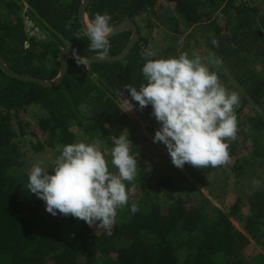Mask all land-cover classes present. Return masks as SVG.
Segmentation results:
<instances>
[{
	"label": "trees",
	"instance_id": "obj_1",
	"mask_svg": "<svg viewBox=\"0 0 264 264\" xmlns=\"http://www.w3.org/2000/svg\"><path fill=\"white\" fill-rule=\"evenodd\" d=\"M81 1L0 0V58L5 65L18 74L49 81L58 74L62 49L73 47L98 55L88 47L78 20ZM165 2L172 11L161 0H91L86 12L90 22L96 13L106 12L112 17V27L125 18L136 24L139 40L122 61L81 65L68 60L64 79L51 88L12 79L0 69V264H264V182L260 174V183L238 196L225 212L203 197L192 201L177 193L183 174L176 179L173 173L160 172L152 178L145 173V163L137 161L135 179L125 181L126 187L135 186V192L126 206L117 208L110 230L98 228V221L89 226L71 215L53 217L46 212L44 201L28 190L30 171L22 136L29 134L35 141L30 144L36 153L48 148L57 156L64 145L78 141L113 148L112 140L124 132L121 127L126 117L117 93L121 91V99H131L124 86L138 88L145 83L141 53L153 51L137 18L146 22V29L152 27L150 19L171 26L169 30L177 34L173 49L179 46L181 51L188 49V40L180 46V34L201 29V36H209L213 58L222 61L236 93L241 94L242 104L235 112L237 128L246 135L243 141L248 139L252 151L244 142L239 149V144L228 139V164L196 168L185 163L181 168L185 175L198 180L218 168L241 179L254 168L264 170V163L255 160L264 156V137L256 133L264 126L263 119L256 121L253 115L239 113L242 107L257 106L264 115V10L242 0ZM24 6L28 22L21 15ZM130 37V32H124L109 38V56L118 55ZM220 78L227 81L224 75ZM31 107L43 114L32 127L19 120ZM134 109L146 121L155 120L150 105ZM163 148L165 154L157 155L160 161L170 158ZM237 152L240 156L235 160ZM133 203L139 209L135 213L130 210Z\"/></svg>",
	"mask_w": 264,
	"mask_h": 264
},
{
	"label": "clouds",
	"instance_id": "obj_2",
	"mask_svg": "<svg viewBox=\"0 0 264 264\" xmlns=\"http://www.w3.org/2000/svg\"><path fill=\"white\" fill-rule=\"evenodd\" d=\"M112 17L96 13L83 29L88 47L99 57L110 54L109 36L113 31ZM217 45V41H212ZM145 63L141 68L145 83L135 87L125 85L131 99H121L124 112L134 107L151 106V115L159 123L153 143L166 146L171 163L183 168L185 163L196 168H216L230 162L228 139L234 140L238 131L235 107L239 103L236 92H229L220 83L216 72L202 63L199 56L189 58L187 53L178 58L148 59L156 56L152 50L141 53ZM78 64L85 58L76 56ZM219 58L209 64L219 65ZM132 101L137 102L136 105ZM128 135H120L111 149V165L99 149L98 142L69 143L62 147L47 168L34 164L28 174L27 187L31 194L45 203L46 212L53 217L71 215L89 226L110 230L115 222L116 210L126 206L135 186L126 187L137 175V160L130 153ZM49 169L52 170L51 174ZM259 181L253 180V185ZM132 213L138 206L133 203Z\"/></svg>",
	"mask_w": 264,
	"mask_h": 264
},
{
	"label": "rangeland",
	"instance_id": "obj_3",
	"mask_svg": "<svg viewBox=\"0 0 264 264\" xmlns=\"http://www.w3.org/2000/svg\"><path fill=\"white\" fill-rule=\"evenodd\" d=\"M243 1L248 2L250 3V5L257 7L260 12L264 10V0H242V2ZM236 3H238L237 0ZM161 4H163L164 8H167L169 9V11H172V6L170 4H167L165 0H161ZM26 11L27 6H24L21 14L24 22H28L26 17ZM160 13H163L162 15L166 16L163 11ZM150 20L152 22V27L150 29H146V22L140 18L136 19L137 23L142 28V35H148V38L150 39L151 44L153 46V51L156 53L155 57L157 59L170 57L178 58L179 55L183 53H187L189 58L199 56L202 60V63L206 64L211 71L216 72L218 79L223 87H225L229 92H236V88L234 87V81L227 75V72L223 68V66L221 64H209V60L213 58V56L208 47L207 39L209 36L207 34L205 36H201V29L196 32H190L191 30L189 29L187 32L180 34L182 36L180 38V46L182 45V43L188 40V49H186V51H184V49L181 51V47L179 46L176 49H173V46L176 44L174 36L176 37L177 34L175 35L173 31L171 32L169 30L171 26L167 24H161V20ZM87 23H89V21H87ZM261 68V66H256L257 71H262ZM85 70H87V68ZM221 75H224L227 81L220 78ZM237 94L239 96V100L241 101V94ZM240 101L238 105L242 104ZM238 105L234 109L235 112L239 108ZM120 106L124 112L123 104L120 103ZM251 108L252 109L249 110L247 107H242L241 111H239L240 115H253L256 121L263 119L262 122L264 124V115L262 111L257 106H251ZM42 115V111L39 108L31 107L19 115V120L22 124L29 125L30 127H32L36 125L37 120ZM124 115L126 119H124V126L121 127V129L124 131L121 135H128V138L131 142V144L129 145L130 153L136 157V160L138 162L145 163V173L152 178L156 177L160 172H164L167 174L173 173L172 175H174L176 179H178L179 173L183 174L184 179L181 182L177 183L176 192L180 193L184 197H190L192 201L200 200L203 197L205 200H207L214 206L226 212L231 205H234L235 200L238 196H241L244 192L247 193L249 189L254 188L253 180L257 181L259 174L264 182V170L262 171L259 168H254V170L248 172L241 179H239V177L235 178L233 174L229 175L225 172H222V170L218 168L211 172L209 175L206 174L205 176L200 177L198 180L193 179L191 176L185 175L181 168L175 167L171 163V160L168 156L165 158L166 160L164 161H160L159 157H157L159 152L161 154H165V151L161 143H153V136L155 134V131L160 126L156 120L146 121L143 117H141V115H139V113L135 111V109L130 112H124ZM18 126L19 125L17 124V122H15V130H17ZM259 128L260 131H256V133L259 136L261 135L264 137V126L262 127L260 125ZM241 135V129L238 128L236 138L232 140L233 142L239 144V149L243 148V140L244 138H246V135ZM20 140L27 144V147H24L25 164L27 171H30L31 167L37 163H42V166L44 167L53 164L54 159L56 157L54 151L46 148L44 151L36 153L34 150H32L30 141L34 140L29 136V134L25 135L24 137L22 136ZM114 140L115 138L112 141L114 142ZM244 145L248 149L250 148L249 150L252 151L248 139L244 142ZM132 147L134 148V150ZM261 147H263V143ZM99 149L104 154L105 159L108 161L109 170L114 173L115 168L110 163L112 147L104 146ZM238 153L239 152H237V155L235 156L236 158L234 157L235 160L240 156V153L239 156ZM234 158L232 159V161H234ZM255 160L264 163V156H256ZM259 162H257V164H259ZM239 180H242V183H239ZM234 225L239 230H241L240 225L238 223L234 222Z\"/></svg>",
	"mask_w": 264,
	"mask_h": 264
},
{
	"label": "water",
	"instance_id": "obj_4",
	"mask_svg": "<svg viewBox=\"0 0 264 264\" xmlns=\"http://www.w3.org/2000/svg\"><path fill=\"white\" fill-rule=\"evenodd\" d=\"M90 3H91V0H82L81 4L79 6L78 20H79V23H80L82 29L85 28V26L87 25V21H89L86 12H87V8H88ZM29 25H31V24H29ZM112 28H113V31L110 34L109 38L116 36V35H119V34L124 33V32H130L131 33V37H130L129 41L127 42V44L125 45L123 50L118 55L101 58V57H99V55H94V54L88 53V52L80 50V49H76L73 47H66V48L62 49L60 54L58 55L59 71H58L56 78H54L53 80L44 81V80L32 77L30 75L18 74L16 72L10 70L5 65V63L3 62V60L1 58H0V69L8 77H10L12 79H16V80L21 81V82L34 83V84L40 85L44 88L55 87L62 82V80L64 79V77L67 73V68H68L67 62H68V60L76 61V58H75L76 56H79L81 58L86 59L83 61V64H88V63H107V64H110V63L122 61L129 55L134 44L139 40V34H138L136 24L133 21H131L129 18H125L121 23H119L116 26H113Z\"/></svg>",
	"mask_w": 264,
	"mask_h": 264
},
{
	"label": "bare ground",
	"instance_id": "obj_5",
	"mask_svg": "<svg viewBox=\"0 0 264 264\" xmlns=\"http://www.w3.org/2000/svg\"><path fill=\"white\" fill-rule=\"evenodd\" d=\"M88 24V23H87Z\"/></svg>",
	"mask_w": 264,
	"mask_h": 264
},
{
	"label": "flooded vegetation",
	"instance_id": "obj_6",
	"mask_svg": "<svg viewBox=\"0 0 264 264\" xmlns=\"http://www.w3.org/2000/svg\"><path fill=\"white\" fill-rule=\"evenodd\" d=\"M90 22V21H89Z\"/></svg>",
	"mask_w": 264,
	"mask_h": 264
}]
</instances>
